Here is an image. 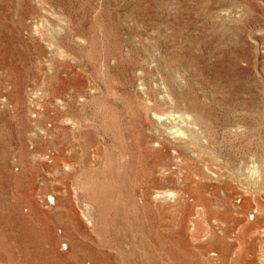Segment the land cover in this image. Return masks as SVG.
<instances>
[{
	"label": "rangeland",
	"instance_id": "1",
	"mask_svg": "<svg viewBox=\"0 0 264 264\" xmlns=\"http://www.w3.org/2000/svg\"><path fill=\"white\" fill-rule=\"evenodd\" d=\"M0 264H264V0H0Z\"/></svg>",
	"mask_w": 264,
	"mask_h": 264
},
{
	"label": "bare ground",
	"instance_id": "2",
	"mask_svg": "<svg viewBox=\"0 0 264 264\" xmlns=\"http://www.w3.org/2000/svg\"><path fill=\"white\" fill-rule=\"evenodd\" d=\"M160 119H161L162 121H164V123H165V122H170V119H171V118H170L169 116H167V117H161ZM172 122H173V121H172ZM172 122H170V123H172ZM164 123H163V124H164ZM167 128L169 129V131H170L171 133L177 131V129H176V130H173L172 127H167ZM178 130H179V129H178ZM179 131H180V130H179ZM175 133H176V132H175ZM180 133H181V131H180ZM173 134H174V133H173ZM42 248H43V247H42ZM36 256H37V255H36ZM37 257H38V256H37ZM43 258H44V257H43ZM43 262H44V261H43ZM40 263H41V262H40Z\"/></svg>",
	"mask_w": 264,
	"mask_h": 264
}]
</instances>
